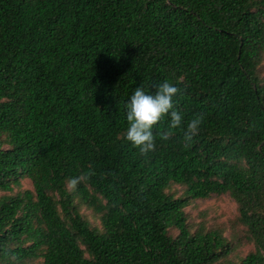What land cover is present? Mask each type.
<instances>
[{
	"label": "trees",
	"instance_id": "obj_1",
	"mask_svg": "<svg viewBox=\"0 0 264 264\" xmlns=\"http://www.w3.org/2000/svg\"><path fill=\"white\" fill-rule=\"evenodd\" d=\"M165 81L144 155L127 105ZM225 193L228 224L187 211ZM38 261L264 264V0H0V264Z\"/></svg>",
	"mask_w": 264,
	"mask_h": 264
},
{
	"label": "clouds",
	"instance_id": "obj_2",
	"mask_svg": "<svg viewBox=\"0 0 264 264\" xmlns=\"http://www.w3.org/2000/svg\"><path fill=\"white\" fill-rule=\"evenodd\" d=\"M179 91L176 86L165 81L157 87L154 94H147L143 86H140L131 95L127 105L129 127L126 131V138L135 147L139 148L141 154L147 155L150 151H155V137L152 129L165 115L170 113V128L181 127L183 117L178 111L174 110L175 105L173 103V98ZM202 119V116H196L187 123L184 132L185 141H190L197 135ZM170 135V132L161 133V138L168 140ZM85 179L84 175L72 178L69 185L75 188Z\"/></svg>",
	"mask_w": 264,
	"mask_h": 264
},
{
	"label": "rangeland",
	"instance_id": "obj_3",
	"mask_svg": "<svg viewBox=\"0 0 264 264\" xmlns=\"http://www.w3.org/2000/svg\"><path fill=\"white\" fill-rule=\"evenodd\" d=\"M21 188L33 189L32 181L28 178L22 179ZM173 191L180 195L183 192V187L174 185ZM187 211L196 221L204 218L209 223L224 224H228L238 214L237 202L228 193L212 195L207 199H197L187 207ZM83 213L94 225H101V221L93 208L85 206ZM251 248L252 245H246L243 247V251H248ZM36 264H41V262L38 261Z\"/></svg>",
	"mask_w": 264,
	"mask_h": 264
}]
</instances>
